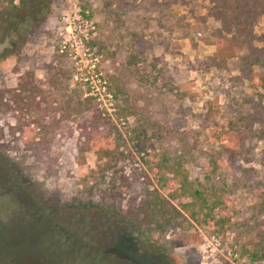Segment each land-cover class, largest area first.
<instances>
[{
  "label": "rangeland",
  "instance_id": "obj_1",
  "mask_svg": "<svg viewBox=\"0 0 264 264\" xmlns=\"http://www.w3.org/2000/svg\"><path fill=\"white\" fill-rule=\"evenodd\" d=\"M102 3L51 0L47 19L32 30L19 53L0 58L1 93L13 88L23 72L40 93L37 116L26 110L6 112L0 105V264H264L247 257L248 239L231 225L249 215L250 198L242 182L263 175L264 143L246 142L239 163L248 171L240 177L220 160L214 126L232 120L256 91L237 78L234 60L220 70L201 64L213 52L210 34L218 27L206 17L207 0H122L119 14L126 22L118 30L117 24L94 27L101 22ZM254 30L261 34L263 24ZM97 34L106 39L115 63L124 61L131 47L142 50L139 69L159 85L146 93L149 110L157 118L177 120L194 141L196 163L214 160L220 177L231 185L223 199L235 220L218 228L190 219L163 233L131 239L120 233L125 222L114 214L94 205L74 209L78 199L93 204L115 197L117 209L124 210L146 187L156 185L144 176L151 152L137 154L131 145L126 158L108 172L96 167L91 153L76 164V124L60 120L62 92L49 88L45 75L58 67L67 72L69 89L98 96L107 105L101 86L110 59L93 58L88 48ZM59 44L62 53L55 54ZM4 45L0 39V50ZM38 115L44 119L42 128L32 124Z\"/></svg>",
  "mask_w": 264,
  "mask_h": 264
},
{
  "label": "trees",
  "instance_id": "obj_2",
  "mask_svg": "<svg viewBox=\"0 0 264 264\" xmlns=\"http://www.w3.org/2000/svg\"><path fill=\"white\" fill-rule=\"evenodd\" d=\"M50 2L0 0V39L5 41L0 58L19 53L32 30L47 19ZM207 2L206 17L218 27L210 34L215 41L213 52L201 64L220 70L228 61L234 60L237 78L249 82L256 91V99L249 97L232 120L214 125L220 160L228 164L232 174L242 177L248 171L239 163L246 142L255 139L264 143V31L257 35L254 30L259 22L264 27V0ZM122 8V0H103L98 11L101 22L94 27H108L110 24H117V30L124 27L126 20L119 14ZM55 34L57 36L58 32ZM56 38L59 41V37ZM88 48L93 58L110 59L111 70L104 72L101 86L107 105L98 96H83L76 88L69 89L67 72L58 67L53 72L47 70L45 75L46 85L57 93L62 92L57 103L60 120L76 124V164L79 167L85 153H91L96 167L108 172L126 158L131 145L137 154L146 150L151 152V162L144 176L154 179L156 185L146 187L138 201L124 210L117 209L115 197L110 203L102 197L93 204L90 199H78L74 209L94 205L114 214L125 222L122 226L125 233H120L131 239L149 237L151 231L163 233L170 226L181 225L182 221L190 219L218 228L235 220L234 213L226 211L223 199L231 185L220 177L214 160L205 165L196 163L194 141L176 125L177 120L168 115L157 118L153 109L149 110L146 93L159 90V85L139 69L138 64L143 62L139 58L142 50L131 47L125 60L115 63L110 58L106 39L98 34L89 39ZM54 52L62 53L60 44L55 46ZM27 76L26 72L20 73L13 88L0 92V105L6 112L26 110L36 114L39 109L36 99L39 89ZM140 87L144 88L145 94L138 90ZM32 124L35 128H42L44 119L38 115ZM189 166L195 170L193 174ZM242 184H246L244 188L250 198L249 215L231 225H237L238 235L248 239V249H244L247 257L251 261L264 260V173Z\"/></svg>",
  "mask_w": 264,
  "mask_h": 264
}]
</instances>
